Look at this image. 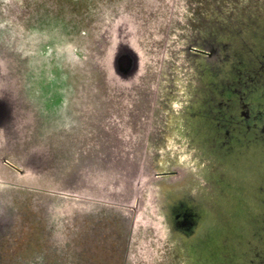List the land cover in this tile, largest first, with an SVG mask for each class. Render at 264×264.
Masks as SVG:
<instances>
[{
    "label": "flooded vegetation",
    "instance_id": "flooded-vegetation-1",
    "mask_svg": "<svg viewBox=\"0 0 264 264\" xmlns=\"http://www.w3.org/2000/svg\"><path fill=\"white\" fill-rule=\"evenodd\" d=\"M19 1L0 0V17L12 29L11 38L31 32L37 38H51L54 33L49 41L61 48L59 62L71 64L67 74L99 76L106 92L101 102H92L81 87L72 101L69 92L52 102L43 96L44 87L30 96L29 82L24 81L29 76L26 66L13 70V76L6 69L13 79L20 74L25 85L0 80V191L8 193L14 187L23 196L38 191L41 201V190H46L42 207L49 205L50 210H44L43 222L38 217L36 225L42 223L43 232L55 238L45 248L41 235L37 240L33 238L38 235H15L19 211L10 204L0 217V264H14L8 257L16 254V247L23 264H142L149 250L150 264H218L219 250L193 247L189 241L193 233H233L225 260L264 264V167L251 155L253 147L264 145V83L254 86L253 77L235 61L245 57L236 43L256 44L258 35L241 38L251 28L246 32L235 28L233 33L243 34L229 40L195 32L184 38L177 70L175 66L172 70L167 52L173 39L172 0H130L136 3L133 8H127L125 0H55L51 9L42 5L43 0ZM111 25L134 31L140 64L133 77L115 89L110 85L112 71L98 64L103 46L114 39L107 33ZM183 63L200 70L192 86L208 89L194 108L195 102H164L175 94L185 95L183 90L166 93L182 86L175 85L173 78L181 75ZM56 73L62 74V69L52 75ZM220 78L223 81L218 83ZM111 90L119 91L118 99L111 101ZM195 117L203 121L202 140L189 125ZM190 131L195 141L213 150L214 161L163 158L165 151L171 157L172 143ZM42 180L53 187H41ZM228 185L234 190L233 200L228 198ZM168 190L180 196L169 201L164 197ZM237 194L249 204L240 213L233 211L242 220L235 231L232 214L222 204L233 205ZM29 200L33 204L36 197ZM73 201L84 208L62 213L65 204ZM23 202L22 209L28 200ZM152 206L160 220L151 213ZM207 214H214L226 230L195 229Z\"/></svg>",
    "mask_w": 264,
    "mask_h": 264
},
{
    "label": "rangeland",
    "instance_id": "rangeland-1",
    "mask_svg": "<svg viewBox=\"0 0 264 264\" xmlns=\"http://www.w3.org/2000/svg\"><path fill=\"white\" fill-rule=\"evenodd\" d=\"M19 1V0H18ZM42 5H45L46 8L51 9L52 7H55V0H43ZM127 8H133L136 3L131 2L130 0H125ZM159 3L161 0H157ZM20 2V1H19ZM19 6H21L20 3H18ZM171 7L174 8V20L172 23V35L173 39L169 43V48L167 50L168 57L171 62V68L173 70V66L176 67V62L178 61L177 54L181 57V48L184 44V38L187 36H192L195 32H199L202 37L206 38H224V39H230L233 38L236 33H233L235 28H238L237 30H243L246 32L248 28H251V30L247 31L243 37L241 38H252L254 36L259 37L256 44H246V43H236V46H239L240 51H242V54H244L245 57L236 59L241 67L243 68L244 72L248 73L250 76L253 77V85H258L260 83H264V0H172ZM172 8V9H173ZM22 12H27L23 10ZM3 20V21H1ZM4 23H7L5 19L0 17V70L3 73V76H0V80H4L9 82V85H17V83H14L15 81H19V85H25L23 82V77L19 74V79L17 77H14L15 74L13 70L15 69H23L27 68L29 78H25L24 81L28 80L29 88H30V96H35L36 92L40 90L41 87L46 88L44 90V94L46 98H48L49 101L55 102L57 99H55L56 96H61V94H67L70 92L69 98L72 101V98L77 97L80 93L78 92L79 88L84 87L87 92H89V95L92 96V99L90 101L101 102L100 96L106 92V88L103 85V82L99 76H96L94 74H84L83 76H80L79 78H73L67 74L68 65L71 66V64L66 62H59V54L61 53L59 46H53V41H49V39H54V33L51 38L45 36L44 38H37L35 33H30V35H23V38H17L15 35L13 38H11V31L12 29L9 27V25L5 26ZM17 23V21H16ZM18 24V23H17ZM14 28V25H12ZM240 26V27H239ZM178 30H180L178 32ZM37 31V30H33ZM109 33V32H107ZM34 34V35H33ZM112 33L110 32L109 35ZM239 35H242V31H238ZM236 34L237 39H239L238 35ZM38 35V34H37ZM228 39V40H229ZM232 47V45L230 46ZM249 48H251L252 51H248ZM138 49V48H137ZM253 49H255L253 51ZM107 48L106 45L103 46L102 52H106ZM238 50V49H237ZM238 52V51H236ZM247 52V54H245ZM256 52V53H255ZM258 53V54H257ZM11 54L14 56L12 57ZM257 54V55H256ZM12 58V60H10ZM99 65H101V68H104V57H99ZM98 65V67H99ZM180 70L181 73L180 76L174 75V84H178V82L182 85L180 88L178 87H172L171 89L168 88L166 93H170L172 90L177 92L178 90L184 91V97L180 96L179 94H175L173 99L171 97L168 98V100H164L165 103H170L175 101V104H183L186 102H190L192 104V107H196L198 104L196 101H200V98H203L205 96V93H207L208 89H205L204 87H198L197 84L192 86V81L197 80V75L199 73V69L195 65H186L183 63V65L180 64ZM100 68V67H99ZM100 68V69H101ZM11 70V75H9V72L7 70ZM62 69V74L56 73L54 74L55 70ZM168 70V69H167ZM177 70V67L175 68ZM220 70L221 67H220ZM66 72V73H65ZM169 71H166L168 73ZM65 74V77H61V75ZM41 75V77H40ZM201 78V77H200ZM203 78V76H202ZM221 79V78H220ZM75 80V81H74ZM190 81V82H186ZM199 80V79H198ZM197 80V81H198ZM206 81V77L200 80L201 83ZM13 81V84H12ZM114 84H113V82ZM223 81L222 79L218 81L220 83ZM8 85V83H6ZM50 85V86H49ZM103 85V86H102ZM110 85L114 86V89L118 87L116 81L111 80L110 78ZM116 85V86H115ZM48 88H47V87ZM205 87H210V85H204ZM165 90V89H164ZM119 92V91H118ZM118 92H115L114 90H111V96L110 99L113 101V99H118ZM37 96V95H36ZM179 97V98H178ZM43 98V97H41ZM262 100L264 99V92L261 94ZM261 101V100H260ZM264 101V100H263ZM262 103V102H261ZM262 106L264 107V103H262ZM189 111H186V114H189ZM185 114V115H186ZM172 125H174L173 122H171ZM187 122H184V125H186ZM181 124V123H180ZM178 124V126L180 125ZM176 125V124H175ZM189 125L192 127L194 132L199 131V135H201V140L203 139V132H201V127L203 126V121L201 118L195 117L193 119L189 120ZM197 126V128H195ZM192 131L188 133H182L181 135V141L179 139L175 140V142L172 143L173 152L171 154V157L169 155V151H165L163 153V158L165 160L172 158L173 160L176 159V161H182L185 160V162H191V161H202L205 160L214 161L213 155H211V152L213 151L211 149V152L206 150V148L203 147L202 141L198 142L193 139ZM195 135H197L195 133ZM197 138H199L197 136ZM196 139V138H195ZM196 145L194 147L192 144ZM169 143H166L164 148L168 146ZM190 144V145H187ZM203 147V148H202ZM252 158L256 160L258 163L263 165L264 167V145H260L259 147H253L251 152ZM183 158V159H181ZM188 158V159H187ZM205 159V160H204ZM213 163V162H211ZM209 165H212L208 163ZM207 164V165H208ZM10 176V174L8 175ZM12 179V176H10ZM16 180V179H15ZM18 181L24 182L25 179H17ZM45 181H41V187H47L52 188L51 185L44 184ZM228 192V198L230 200L232 199V196L234 194V190H232L231 185L226 186ZM14 187L10 188L11 191L6 193L5 189H2L3 191H0V217L3 218L5 216L6 211L5 209H8L9 205L12 204L14 207H16L19 211V215L17 218V223L13 229L15 235L21 236V237H31V236H37L33 239L37 240L39 236L41 235L43 241L45 242L44 246L45 248H48V244H53V239L55 236H51L48 233H44L45 229L36 225V222H39L38 217L40 218V221L43 222L42 216H44V210L47 209V211L50 210L49 205L47 208L42 207L43 205V198H45L46 195H43L44 193H48L46 190H41V201L37 200L39 197L36 195L38 193H34V195H29L27 193L25 196L19 194ZM45 188V189H47ZM86 192H82V194H86ZM40 194V193H38ZM165 199H169V201L172 199H176L180 196L179 192H176L174 190H168V192H164ZM173 195V196H172ZM36 197L35 203L31 204L29 203L31 200L30 198ZM47 197V196H46ZM84 198L85 196H76ZM235 198H237V201H240L241 196L239 194L235 195ZM28 200V204H26L27 207H24L23 209L19 207V205L24 203V200ZM78 200V199H77ZM168 201V200H166ZM235 201L233 205H230L228 203L222 204L223 208H226L225 211L230 215L232 214L230 222L232 223V230L237 231V227H239V224L242 223L241 216L237 215L233 212L234 210H239L242 206H247L249 204V200L246 201H240L241 203H238ZM33 202V201H31ZM39 204V205H38ZM246 204V205H245ZM29 205V206H28ZM31 205H37L34 207H31ZM39 206V207H38ZM41 206V207H40ZM77 208V210H80L81 208H84V206L80 205L79 201H73V203H67L65 204V207L62 210V213L67 215L69 212ZM53 211V209H52ZM21 212V213H20ZM39 215V216H38ZM212 217V218H211ZM54 218V216H53ZM23 221V222H22ZM221 220L217 219V217L213 214L210 217L207 214V217H205L204 221H200L196 226L195 229H218L222 228V231L226 230L223 223H220ZM220 223V224H219ZM237 224V226H236ZM153 226V225H152ZM154 228V226H153ZM155 229V228H154ZM246 229V228H245ZM41 232V233H40ZM225 237V238H223ZM44 236V237H43ZM227 239V240H225ZM233 233H193V235L190 238V244L193 247L200 246L205 251H217L221 254L218 256V264H229L227 260H225V254H229L227 252L230 247L233 245L234 242ZM41 241V240H40ZM39 246L38 241L35 243V248ZM13 251L16 254H9L8 260L9 262L16 263V259H20L19 256L21 254H18L19 248H13ZM45 251V250H44ZM51 252V250L49 251ZM42 253V251H41ZM47 256H51V254L46 253ZM54 255V254H52ZM146 255L142 260V264H150V259L147 257L151 256V251L149 250V253L143 254V256ZM220 255L223 256L222 260ZM234 255V254H233ZM231 257V256H230ZM229 257V258H230ZM238 260V258H237ZM21 264H23L22 260H19ZM209 261V259H207ZM241 263V262H240ZM207 264H212L207 262ZM239 264V260H238Z\"/></svg>",
    "mask_w": 264,
    "mask_h": 264
},
{
    "label": "water",
    "instance_id": "water-1",
    "mask_svg": "<svg viewBox=\"0 0 264 264\" xmlns=\"http://www.w3.org/2000/svg\"><path fill=\"white\" fill-rule=\"evenodd\" d=\"M125 28L114 25L108 27V32L112 33L111 35L114 39L111 43H109L110 41L108 42V47L106 46L107 52L103 54L105 65L112 71L110 78L116 81L118 86L133 77L140 67L137 44L134 43V31L132 29L129 30L127 26ZM151 198L153 199L154 197ZM154 209L156 208L152 206L151 213L153 216L156 214V219L160 220ZM157 210L159 211V209ZM155 223L157 224V222Z\"/></svg>",
    "mask_w": 264,
    "mask_h": 264
},
{
    "label": "trees",
    "instance_id": "trees-1",
    "mask_svg": "<svg viewBox=\"0 0 264 264\" xmlns=\"http://www.w3.org/2000/svg\"><path fill=\"white\" fill-rule=\"evenodd\" d=\"M255 53H256V52H255ZM257 54H258V53H257ZM257 54H256V55H257ZM263 100H264V99H263Z\"/></svg>",
    "mask_w": 264,
    "mask_h": 264
}]
</instances>
